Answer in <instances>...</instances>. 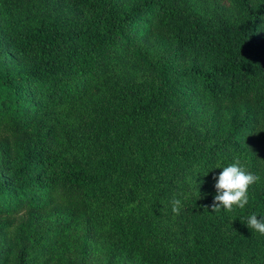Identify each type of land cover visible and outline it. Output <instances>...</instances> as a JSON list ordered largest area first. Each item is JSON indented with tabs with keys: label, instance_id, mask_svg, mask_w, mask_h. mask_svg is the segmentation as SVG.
Masks as SVG:
<instances>
[{
	"label": "trees",
	"instance_id": "trees-1",
	"mask_svg": "<svg viewBox=\"0 0 264 264\" xmlns=\"http://www.w3.org/2000/svg\"><path fill=\"white\" fill-rule=\"evenodd\" d=\"M70 1L84 19L0 41V150L10 162L0 229L17 220L9 255L74 264L95 252V208L106 206L112 264H264V235L245 223L264 218V0ZM137 40L162 51L133 52L148 75L94 100L116 42ZM73 104L86 106L78 123L52 119ZM204 113L208 124L191 121ZM237 159L260 177L245 208L212 212L214 181L206 195L183 192L168 230L189 171L219 175Z\"/></svg>",
	"mask_w": 264,
	"mask_h": 264
},
{
	"label": "rangeland",
	"instance_id": "rangeland-1",
	"mask_svg": "<svg viewBox=\"0 0 264 264\" xmlns=\"http://www.w3.org/2000/svg\"><path fill=\"white\" fill-rule=\"evenodd\" d=\"M84 18L85 15L74 8L70 0H0V41H2L4 36H9L10 38L17 37L19 30L26 29L42 21L57 20L60 22H71ZM136 49L143 50L151 60L157 58L162 53L158 46L147 43L144 40H137L135 46L132 48L127 47L124 43L116 42L113 54L99 66L96 79L92 82V87L95 86L94 100L100 97L111 86L129 81H137L148 75V71L140 67L141 65L132 59V54ZM28 63L29 60L21 64L23 66L28 65ZM85 112L86 106L73 104L65 111L52 116V119L56 117L59 122L64 121L74 125L84 116ZM199 116V118L196 117L197 119L191 121L193 123L202 121L208 124L209 115L207 113ZM9 165L10 162L5 160L0 150V179ZM214 177H218L216 170L189 171L188 182L184 185L182 195L178 197L182 200V207L186 203V193H183L185 190H192L199 196L206 195L212 189L214 181H216ZM95 212L98 219L96 225L97 237L94 238L95 252L91 253L90 251L86 257L73 255L74 264H85V259L88 261L86 264H112L108 258L110 254L109 245L113 240V236L108 233V225H106L110 212L106 206L96 207ZM167 215L165 225L168 230L172 231L178 228V215L173 214L171 210L168 211ZM4 220V218H0V224ZM6 222H12V227L6 231L0 229V260L7 259L9 256L11 263L7 264H18V251L13 252L12 255H9L7 251L13 225L17 224V220L6 219Z\"/></svg>",
	"mask_w": 264,
	"mask_h": 264
},
{
	"label": "clouds",
	"instance_id": "clouds-1",
	"mask_svg": "<svg viewBox=\"0 0 264 264\" xmlns=\"http://www.w3.org/2000/svg\"><path fill=\"white\" fill-rule=\"evenodd\" d=\"M214 179L216 180L214 184L216 194L213 197L211 209L212 212H219L221 209L232 211L233 206L244 209L249 203V188L258 182L260 177L246 170L237 159L222 167V171ZM170 204L172 213L179 215L182 200L174 197ZM245 223L249 229L264 235V218L258 219V216L253 213L247 217Z\"/></svg>",
	"mask_w": 264,
	"mask_h": 264
}]
</instances>
